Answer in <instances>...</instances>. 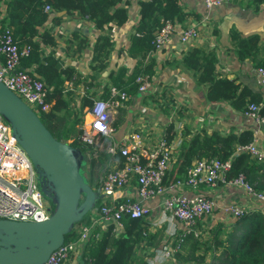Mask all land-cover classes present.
<instances>
[{"label": "trees", "instance_id": "trees-1", "mask_svg": "<svg viewBox=\"0 0 264 264\" xmlns=\"http://www.w3.org/2000/svg\"><path fill=\"white\" fill-rule=\"evenodd\" d=\"M45 1L51 8L48 12L42 9V0H0V29L10 28L16 44L28 49L27 54L20 56L19 63L30 74L42 79L47 88V107L38 111L40 121L56 139L64 141L71 138L69 143L78 146L85 156L87 151L90 152V146L80 141L79 130L75 127L81 119L83 106L89 104L90 99L81 96L76 109H71L69 102L74 93L73 87L65 89L64 83L70 81L72 85L76 84L79 75L73 66L63 64L61 58L54 55L52 50L46 51L44 48L55 43L56 37L52 28L60 23L62 14L70 15L76 11L79 16L86 17L95 28L102 30L110 28L112 24L121 25L126 20V0ZM190 13L184 9L181 0H138V17L128 35V44L124 50L129 57L135 59L140 68H133L127 73L128 84L125 86L128 92H136V83L132 78L137 72L146 74L148 78L153 75V62H144L143 59L147 52L154 49V31L163 20L180 23ZM48 21L51 25L46 27ZM71 34V38L64 40L70 44L73 41L71 54L79 53L89 46L87 37L78 35L76 29H73ZM228 34L238 59L255 57L258 50L255 34L241 36L234 28H230ZM111 46L110 36L107 33H98L90 45L89 67L97 70L103 68ZM215 60L211 50L205 51L199 47L190 48L181 58L182 65L191 70L194 81L205 84L207 101L229 100L240 111L250 101L259 102L258 98L253 96L245 99V92L238 90V83L233 79L215 75ZM254 65L264 67V55L257 59ZM115 83L119 85L125 81L120 77ZM106 89L107 86H103L99 96L104 97ZM153 100L155 101V98ZM161 109L165 110V107ZM124 111L125 107L118 109L114 124L123 120ZM178 111L179 109L177 113ZM259 113L264 114V103L259 107ZM172 127L173 121L165 126L166 141L172 137ZM180 134L181 141L173 155L167 174L168 181L181 177L195 160L211 157L230 158L228 177L242 171L255 188L264 190V164L256 162L247 153L235 150L237 144L248 142L252 138L250 129L225 134L203 128L191 132L188 125L183 124ZM85 161L88 167L87 181L93 185L99 183V175L102 169H106L107 164L121 165L119 156H111L105 152H100L97 156L89 154ZM37 184L39 185L38 179ZM88 221L87 211L64 234V240L74 239L77 236V225ZM120 222L122 225L118 232L113 229L112 223H107L104 227L97 224L90 226L79 255L82 264H148L146 258L152 255L153 249L163 240L162 229L150 231L142 217L123 215ZM230 225L232 229L221 238L217 235L219 226L213 230L211 238L199 239L197 237L200 236L193 235L192 229L185 231L182 240L178 242L165 264H264V210H250L234 219ZM170 237L172 241L178 239L177 235H169L164 241ZM137 249L142 252L138 253Z\"/></svg>", "mask_w": 264, "mask_h": 264}, {"label": "built area", "instance_id": "built-area-1", "mask_svg": "<svg viewBox=\"0 0 264 264\" xmlns=\"http://www.w3.org/2000/svg\"><path fill=\"white\" fill-rule=\"evenodd\" d=\"M42 1V9L48 12L51 9L48 2ZM223 1L202 0L206 7L218 5ZM50 25L48 21L45 26ZM57 29L52 28L56 37L55 43L44 49L52 50L54 55L60 57L63 40L58 39L60 31ZM173 31H177L180 42H187L199 34L196 23L180 26L166 19L153 33V48L160 47ZM27 52L25 46H18L13 40L10 28L0 29V82L38 114L39 109L47 107L45 103L47 88L42 79L30 74L20 65V56ZM256 71L259 81L264 86V67L256 66ZM132 79L136 83L137 92H154L155 89L146 74L137 72ZM64 87L70 89L72 83L67 81ZM106 91L104 97L99 96V92L91 95L92 89L87 94L90 103L82 108L81 119L77 123L78 138L90 146L91 150L85 153V159L89 154L97 156L100 152H105L111 156H119L121 165L111 163L107 164L105 170L102 169L97 184L99 187L97 203L95 202L88 211V223L77 225V236L74 239L63 240L51 250L43 262L38 264H65L73 253L82 249L91 225L104 227L107 223H112L113 229L117 231L121 229L120 218L123 215L144 216L146 213L144 200L156 194H163L161 215L168 214L182 226L176 242L173 243L171 237L164 241L168 244L166 254H171L176 249L185 231L192 229L194 236L199 235L196 222L208 214L213 206L211 196L198 191L188 193V189L196 190L200 184L212 186L219 181L241 188L252 203L246 206L233 201L224 205V214L232 219L249 211L247 209H259L258 206L264 204V190L255 188L242 172L227 176L230 158L211 157L195 160L181 177L168 181L167 174L181 141L180 128L184 122L173 121V134L169 141L164 139V126L154 123L150 118L143 119L139 125H131L122 136L115 138L114 119L118 109L125 106L129 93L125 85L114 84H108ZM76 98L79 100V96ZM70 107L75 110L77 104L71 102ZM259 107V103L250 101L246 103L242 113L259 124L264 120V114L259 113ZM235 150L247 153L256 162L264 164V148L259 146L253 136L248 142L237 144ZM130 181L134 183V189L122 190ZM182 188L187 190H181ZM51 208V201L37 184L36 171L29 157L16 140L9 123L0 114V217L40 221L49 216Z\"/></svg>", "mask_w": 264, "mask_h": 264}, {"label": "crops", "instance_id": "crops-1", "mask_svg": "<svg viewBox=\"0 0 264 264\" xmlns=\"http://www.w3.org/2000/svg\"><path fill=\"white\" fill-rule=\"evenodd\" d=\"M125 2L127 18L121 25L112 24L110 28L99 30L86 17L79 16L76 11L70 15L62 14L60 23L53 25L60 31L58 39L63 40L62 44L59 42L62 52L60 58L63 64L73 66L79 75L77 83L72 85L74 93L71 95L69 106L71 102H75L78 106L79 100L76 96H79V99L81 96L88 97L90 89H92L91 95L98 94V92L101 94L103 86L116 84L115 82L120 77L125 83L119 85L128 84L126 83L128 82L126 80L127 73L133 68H140L135 59L129 57L124 50L128 44V35L132 32L138 17V0H126ZM181 2L184 9L191 13L182 22L176 24L181 26L196 23L199 34L187 42H180L177 31H173L160 47L146 53L143 61L151 60L153 62L154 72L149 78L155 89L153 93L155 101L151 103L149 98L144 101L141 99L143 93L128 92L129 99L125 106L123 120L115 124L114 137L122 136L131 125H139L143 119L150 118L154 123H158L164 128L168 122L183 121L191 132L203 128L207 131L215 130L220 134H225L227 132L237 133L247 128L251 130L252 136L257 139L259 146L264 148V120L257 124L252 118L245 116L242 111L235 108L229 100L207 101L205 99V84L196 83L191 70L181 63L182 56L192 47H199L205 51L211 50L216 59L215 75L233 79L238 83V90L242 89L245 92V99L251 96L257 97L261 106L264 103V86L259 81L254 64L264 55V0H224L211 7H206L202 0H181ZM230 28H234L241 36L249 34L257 36L258 50L254 58L248 56L238 59L235 56L228 34ZM73 29L77 30L78 35H85L89 42L88 47H84L75 54H71L73 41L71 44L64 42L65 39L73 36L71 34ZM100 32L110 36L112 46L107 55L106 65L97 70L89 67L90 45ZM156 97L160 99H156ZM74 99L77 101H73ZM145 102L150 107H145L143 105ZM163 102L165 103L162 105ZM163 107L165 110L161 109ZM262 172H264V167ZM133 189L132 181L122 187V190L126 191ZM181 190L186 191L187 189L182 188ZM196 191L206 193L213 199L211 213L196 222V228L201 232L202 230L207 231V229L213 232L218 226L221 230V227H229L233 223L234 219L225 215L223 211V207L227 203L235 201L246 206H250L252 203L241 188L222 181L216 182L212 186L200 184L196 190H187L188 193ZM162 197L163 194H156L144 200L145 215L149 217L148 223L152 221L150 224H153V219H156V222L159 219L160 227L164 233L165 229L167 231L169 229L180 230L182 226L178 220L161 215ZM164 217L167 219L164 220ZM168 235L165 233L163 240ZM80 251L73 253L65 264H82L79 258ZM158 255L157 251H153L152 255L148 257L147 263L164 264V258Z\"/></svg>", "mask_w": 264, "mask_h": 264}, {"label": "water", "instance_id": "water-1", "mask_svg": "<svg viewBox=\"0 0 264 264\" xmlns=\"http://www.w3.org/2000/svg\"><path fill=\"white\" fill-rule=\"evenodd\" d=\"M0 114L29 157L41 192L52 203L49 216L40 221L0 217V264H38L94 206L99 187L92 188L79 171L85 160L80 148L56 139L38 115L1 82Z\"/></svg>", "mask_w": 264, "mask_h": 264}, {"label": "rangeland", "instance_id": "rangeland-1", "mask_svg": "<svg viewBox=\"0 0 264 264\" xmlns=\"http://www.w3.org/2000/svg\"><path fill=\"white\" fill-rule=\"evenodd\" d=\"M84 17V16H83ZM46 25V24H45ZM47 27V26H46ZM136 73V72H135ZM134 73V74H135ZM114 85H116V84H114ZM148 92V91H147ZM147 92H145V93H143V96L141 97V99H144V101H146V99L147 98H149V99H151L150 100V102L151 103H153L152 101H154L153 99H154V95H153V93L154 92H151V93H147ZM167 99V98H166ZM169 101V100H168ZM167 102V101H166ZM126 104H127V102H126ZM126 104H125V106H126ZM145 107H150V105H148V103L147 102H145L144 104H143ZM124 106V107H125ZM70 109V108H69ZM71 110V109H70ZM61 112V111H60ZM71 113V112H70ZM38 115V114H37ZM170 120V119H169ZM169 123V122H168ZM167 124V123H166ZM76 126H77V124H76ZM75 128H78V127H75ZM78 130H79V128H78ZM78 134H79V132H78ZM64 141H66V142H68L69 143V141H71V138H66ZM264 167V166H263ZM87 163H86V161L85 160H82L81 161V163H80V166H79V171H80V173L83 175V177H84V179H88V175H87ZM240 172H242V171H240ZM243 174H244V172H242ZM245 175V174H244ZM245 177L247 178V176L245 175ZM36 179H37V174H36ZM91 185V187L92 188H94L96 185H93V184H90ZM48 199V198H47ZM49 201H50V199H48ZM258 208H259V210L261 209V210H264V204L263 205H259L258 206ZM247 210H249L250 211V209H247ZM211 211H212V208H211V210H210V212H209V214L211 213ZM248 212V211H247ZM209 214H207V215H209ZM206 215V216H207ZM166 216H168L169 217V215L168 214H166ZM206 216H204V217H206ZM154 218H156V216H153ZM142 218H143V220H145V222L147 223V228L151 231V230H156V229H159V228H161L162 229V227H160V223L161 222H159L158 220L159 219H157V222H156V219H153L154 220V222H153V224H150V222H152V221H150L149 223H148V221H149V217H148V215H144V216H142ZM169 218H171V217H169ZM203 218V217H202ZM165 219H167V217H164V220ZM205 219V218H204ZM148 220V221H147ZM199 221V220H198ZM152 225V226H151ZM154 227V229H151V228H153ZM215 227V226H214ZM213 227V228H214ZM232 228H231V225L229 226V227H227V226H224L223 228L221 227V230L220 231H218V233H217V235L221 238V237H223L226 233H227V231H229V230H231ZM120 230V229H119ZM119 230H115L116 232H118ZM171 230V231H170ZM161 231V230H160ZM165 231V233L166 234H169V235H177L178 236V232L177 231H174L173 229H169L168 231H167V229H165L164 230ZM162 236H164V232H163V229H162ZM168 235V236H169ZM198 236H200V237H197V238H199V239H204V238H207V236H208V238H210L211 236H212V231L211 230H208L207 229V231H203L202 230V232L200 231L199 232V235ZM169 242H172V241H169ZM174 242H176V240H174L173 241V243ZM167 246H168V244H165L164 243V240L160 243V245L159 246H156L154 249H153V251L155 252V251H157L158 252V256H164V260H163V263L165 264L166 262H168V260H169V257L171 256V254L169 253V254H166V249H167ZM150 248V247H149ZM156 249V250H155ZM148 250V249H147ZM138 253H140V252H142L141 251V249H137L136 250ZM216 253H217V251H216ZM154 255V254H153ZM146 259H149L148 257L146 258ZM165 261V262H164ZM177 264H179V263H177ZM195 264V263H194Z\"/></svg>", "mask_w": 264, "mask_h": 264}]
</instances>
